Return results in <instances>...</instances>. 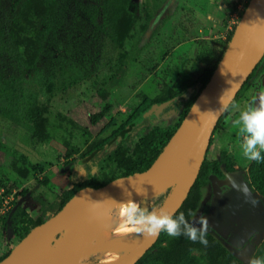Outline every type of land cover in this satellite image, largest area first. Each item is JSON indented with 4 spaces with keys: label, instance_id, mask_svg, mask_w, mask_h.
<instances>
[{
    "label": "rangeland",
    "instance_id": "rangeland-1",
    "mask_svg": "<svg viewBox=\"0 0 264 264\" xmlns=\"http://www.w3.org/2000/svg\"><path fill=\"white\" fill-rule=\"evenodd\" d=\"M20 1L0 0V31L12 26ZM249 1L132 0L136 26L128 31L123 48L118 49L110 45L101 32L99 14L92 0H60L54 31L45 39L37 67L28 73L30 81L40 92L35 125L2 116L0 186L6 192L3 195L4 189L0 188V257L22 241L27 226L33 229L40 224L36 222L42 213L41 200L46 203L65 200L68 203L88 187L74 185L71 175L75 170L85 175L89 166L101 180H105L118 170L119 160L137 158L140 141L149 144L150 135L155 131L161 135L167 129L177 131L186 117L183 104L159 113L150 111L137 128L123 131L116 139L119 144L121 142L117 154L110 149L96 158L89 154L82 164L76 162L80 156L75 154V161L66 162L67 147L78 146L86 151L93 143L109 136L126 120L142 95L156 97L162 87L169 84L176 90L186 88L184 93L189 97L197 76L206 65H213L223 41L240 21ZM151 13L153 18L146 26ZM43 27L39 21L28 24L22 31V46L34 42L37 31ZM100 87H108L116 99L112 116L117 122L107 130L104 127L109 117L97 123L91 119L102 108L103 101L98 94ZM260 88H264V67L261 64L249 79L248 88L233 100L237 107H231L215 129L205 154V158L221 163L226 178L234 175L238 179V194H231L220 206L216 190L223 179L211 175L210 182L202 187L191 218L194 221L200 216L206 217L207 240L210 236L218 238L241 259V264H249L251 258L257 257L264 242V196L249 185L255 161L250 162L242 156L241 139L234 120L239 111L253 103ZM70 118L81 126L72 124ZM41 135L46 139L40 138ZM18 168L30 169L32 174L22 179ZM243 188L247 189V194ZM22 189L28 191L22 194ZM170 191L171 187H168L143 197L142 207L159 209ZM16 202L24 207L25 218L16 226L6 225L5 214ZM195 226L201 227L198 223ZM135 245L136 240L108 251L102 240L91 264H101L111 254L118 257L111 264H122ZM63 247L62 235L56 234L43 249L42 264H55ZM194 253L207 254L208 245L194 243Z\"/></svg>",
    "mask_w": 264,
    "mask_h": 264
},
{
    "label": "trees",
    "instance_id": "trees-1",
    "mask_svg": "<svg viewBox=\"0 0 264 264\" xmlns=\"http://www.w3.org/2000/svg\"><path fill=\"white\" fill-rule=\"evenodd\" d=\"M92 1L97 7V12L99 14V28L101 32L109 41L110 45L122 49L128 31L136 26V14L131 9L132 0ZM59 6L60 0H21L13 15L12 26L0 31V127L3 115L8 116L18 123H32V126L35 125L37 120L36 107L38 106L40 92L38 86L30 81L28 73L37 67L45 39L54 31ZM35 15L38 17H35ZM152 18L153 16L151 13L148 16L146 26L150 23ZM32 21H39L44 27L37 31L34 42L29 41L23 47L20 43L23 36L22 31L28 24H31ZM238 23L223 41L218 57L215 59L213 65H206L203 71L197 76L195 83L192 85L193 91L189 97L184 93L186 88L184 89L183 87L181 90H176L169 84H165L156 97H150L146 94L142 95L141 101L130 111L126 120L109 136L93 143L86 151H83L78 146L67 147V150L65 151L66 162L69 163L70 161H75V154H79L80 158L76 162H80V164L83 163L84 159L89 154H92L93 157L96 158L100 153L105 155L108 149L117 154V147L121 142L119 144L116 142V139L120 138V134L123 131L128 132V130L137 128L144 120V117L147 116V110L149 107L153 105L168 102L164 108L165 110H168L171 107L183 104L185 106L184 115L186 116L200 97L202 90L211 81ZM129 52L130 51L127 52V55ZM25 53H27V56ZM260 64L264 67V59L256 66L248 80L238 92L236 98L248 88L249 79L256 72ZM98 94L101 97V101H103L101 103L102 108L100 111L94 113L91 116V119L93 123H97L104 117H109L110 120L104 127V129L107 130L117 122V119L112 116L116 99L113 97L108 87H100L98 89ZM233 105L234 101H232L228 109L220 117L215 129L218 128L222 120L225 118L226 113ZM69 121L76 126H81L77 125L78 123L72 118H70ZM84 128L87 129V127ZM32 129L33 131H36L33 127ZM165 131L166 133L162 135L158 134L156 131L154 134H151V141L145 139L149 144H142V141H140V149L136 150L137 158L133 161L125 159L119 160L118 170L114 171L105 180H101L98 174L94 172L93 168L87 166L88 170L85 175H80L78 169L72 173V182L78 188H83L85 186L98 188L119 171L150 167L164 152L166 146L175 134V131L171 129ZM41 136L40 138L44 140L46 139L44 135ZM2 146L3 145L0 142V148ZM261 155L264 156V153ZM108 156H112V152L109 153ZM33 170L36 171L37 167L34 166ZM17 171L22 179H27L32 174L31 170L26 168H18ZM211 175L220 179L226 178V173L222 169L219 161L205 158L195 183L193 184L186 200L175 215L184 212L186 218L191 221L192 215L189 216L188 212L191 211L194 214L195 207L201 196L202 187L210 182ZM249 185L254 191H257L264 196V161L255 162L253 165ZM0 188L4 189L2 186H0ZM27 191L28 190L22 189L20 192L25 194ZM5 192L4 189L3 195ZM65 203V200L61 202L55 200L50 203L41 200L42 213L36 224L44 222L47 214H56L62 209ZM14 207L16 208L10 215ZM14 207L5 214L4 221L6 225L9 219L11 220V224L16 226L22 218H25L26 211L24 207L18 203L15 204ZM31 229L32 227L27 226L24 235L26 236ZM208 242V253L197 254L194 253V243L186 237L181 236L179 238H171L165 232L161 231L156 243L146 251L135 264L242 263L241 259L229 250L218 238L210 236ZM10 252L11 250L6 252L4 256L0 257V261L9 255ZM257 257H264V242L257 251Z\"/></svg>",
    "mask_w": 264,
    "mask_h": 264
},
{
    "label": "water",
    "instance_id": "water-1",
    "mask_svg": "<svg viewBox=\"0 0 264 264\" xmlns=\"http://www.w3.org/2000/svg\"><path fill=\"white\" fill-rule=\"evenodd\" d=\"M263 57L264 0H250L222 60L214 72L212 79L217 75V82L207 98L197 123L188 134L170 151L167 150V145L164 152L150 167L119 171L98 188L86 187L95 191L92 197L80 202L74 201L77 195L85 189L83 188L56 214L35 226L10 254L0 261V264L16 263L39 238L51 233L66 219L81 213H87V216L84 224L76 227V235L81 233L82 237L87 239L83 251L74 264H91L107 230L112 193L124 185H150L168 179L166 185L153 194L171 187V191L161 207L175 215L195 183L215 127L220 117L228 109L221 111V105L230 106ZM167 104L168 102H163L155 111L159 113ZM193 106L173 138L187 125ZM232 183L231 178L228 179L227 177L218 186L219 191L216 196L220 206L225 204L224 199L229 193L230 195L232 193L238 194L236 190L230 189L228 191V187H238L237 190L240 189L239 185ZM15 208L12 209L10 215ZM8 224H11L10 219ZM160 234L155 238H145L143 236L131 250L124 264H135L156 243Z\"/></svg>",
    "mask_w": 264,
    "mask_h": 264
},
{
    "label": "clouds",
    "instance_id": "clouds-1",
    "mask_svg": "<svg viewBox=\"0 0 264 264\" xmlns=\"http://www.w3.org/2000/svg\"><path fill=\"white\" fill-rule=\"evenodd\" d=\"M232 107L237 106L233 105ZM227 108L228 105H221V111ZM234 126L241 139L242 156L250 162L264 161V156L261 155L264 152V88L259 89L257 95L253 97L252 104L239 111L238 118L234 120ZM242 190L247 194L246 188ZM114 215L118 220L115 229L117 236L136 233L145 238H155L163 231L171 238L184 236L193 243L199 242L204 246L208 245L206 238L208 220L204 216L190 222L184 212L174 215L164 207L149 210L134 199L117 202ZM188 215L191 216L193 213L189 211ZM197 223L201 227H196ZM117 259L116 255L111 254L102 260L101 264H111ZM249 264H264V257H253Z\"/></svg>",
    "mask_w": 264,
    "mask_h": 264
},
{
    "label": "bare ground",
    "instance_id": "bare-ground-1",
    "mask_svg": "<svg viewBox=\"0 0 264 264\" xmlns=\"http://www.w3.org/2000/svg\"><path fill=\"white\" fill-rule=\"evenodd\" d=\"M218 76L216 75L207 85L205 90L201 93L198 100L194 103L191 114L188 117L187 125L178 132L175 137L171 140V142L167 146V150L170 151L174 148V146L183 139L188 132L194 127L197 123L202 109L207 101V98L214 88L217 82ZM168 179L158 181L154 184H142L136 186H121L117 188L111 196V202L109 207V222L107 226L106 233L104 235V249L108 251H115L119 248H122L128 244H131L136 240V244L143 237L142 235L136 233H130L123 236L115 235V229L118 223L117 217L114 215V209L116 208V204L119 201H127L128 199H134L136 201L141 202V199L145 196L151 195L157 191H159L162 187L166 185ZM94 190L91 188L83 189L76 197L74 201L80 202L86 199H89L94 194ZM87 213H81L74 217L68 218L63 221L56 229H54L51 233H47L43 235L39 240L36 241L33 246H31L14 264H42V254L43 249L48 244V242L56 236L61 231H64V235L62 239L64 241L63 252L61 256L56 260L55 264H74L78 259V254L83 246V243L87 238H83L81 233L76 235V227L84 224ZM130 254V253H129ZM125 260L122 264L125 263Z\"/></svg>",
    "mask_w": 264,
    "mask_h": 264
},
{
    "label": "flooded vegetation",
    "instance_id": "flooded-vegetation-1",
    "mask_svg": "<svg viewBox=\"0 0 264 264\" xmlns=\"http://www.w3.org/2000/svg\"><path fill=\"white\" fill-rule=\"evenodd\" d=\"M159 105H161V104H159ZM159 105H153V106L149 107V109L147 110V113H149V111H155V110L158 108ZM165 107H166V106H165ZM165 107H164V108H165ZM164 108H163V110H164ZM225 173H226V172H225ZM228 173L230 174V173H233V172H228ZM227 175H228V174H227ZM219 179H220V178H219ZM231 180L233 181L232 184H234V185H240L238 179H236V178L234 177V175H232ZM227 189H228V191H229L230 189L233 190V191H234V190L238 191V190H237L238 187H231V188L228 187ZM218 191H219V190H218V188H217V190H216V195H217ZM226 192H227V191H226ZM232 194H233V193H232ZM229 196H230V193L228 194V196H227L226 198H228ZM226 198H225V199H226ZM224 202L226 203L225 200H224ZM53 215H54V214L51 213L49 217H51V216H53ZM58 235H62V236H63V235H64V231L59 232V233L57 234V236H58ZM55 240H56V239H55ZM54 245H55V243H54Z\"/></svg>",
    "mask_w": 264,
    "mask_h": 264
},
{
    "label": "built area",
    "instance_id": "built-area-1",
    "mask_svg": "<svg viewBox=\"0 0 264 264\" xmlns=\"http://www.w3.org/2000/svg\"><path fill=\"white\" fill-rule=\"evenodd\" d=\"M3 190V189H2Z\"/></svg>",
    "mask_w": 264,
    "mask_h": 264
}]
</instances>
